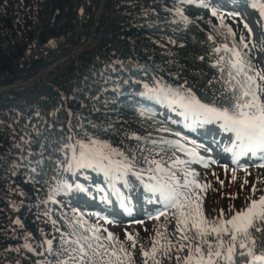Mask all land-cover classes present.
I'll list each match as a JSON object with an SVG mask.
<instances>
[{
    "label": "snow or ice",
    "instance_id": "snow-or-ice-1",
    "mask_svg": "<svg viewBox=\"0 0 264 264\" xmlns=\"http://www.w3.org/2000/svg\"><path fill=\"white\" fill-rule=\"evenodd\" d=\"M246 2L264 19L262 0ZM173 3L209 9L219 21L198 42L204 49L202 52L191 56L185 64H180L171 51H167L168 59L161 65L116 60L106 70L127 72L129 78L111 80L110 86L101 90L115 93L114 97L103 101L100 95L92 98L103 104L104 111L99 107L92 109V113L100 114L99 120L69 112L72 119L68 131H64L63 125L59 129L49 125L54 134L43 139L39 151L32 150L30 137H20L26 147L15 145L21 149L20 159L31 173L28 182L42 185L46 194L39 203L46 206L43 216L52 232L45 234L40 230L43 239L36 247L31 242L21 246L43 257L36 264H134L132 251L118 236L93 225L85 219V212L72 207L71 201L61 203L58 197L75 198L82 193L108 206L115 203L122 209H131L132 196L141 191L147 204L159 205L153 218L166 220V224L157 228L150 249L141 244L144 264H148V259L161 264L158 256L174 258L176 264H264V189L254 185V198L244 209L230 208V218H225L221 209L218 217L207 219L203 199L211 185L201 183L199 173L191 167L203 160L197 150L199 146L193 142L188 147V137L169 127L218 124L224 133L231 134L225 151L232 153L234 163L246 156H258L264 161V68L253 62L245 35L241 33L238 40L237 32L226 23V18L235 19L240 13L225 11L210 0H173ZM163 8L171 17L166 23L174 25V33L194 24L183 7L163 5ZM150 14L159 21L155 9L143 12L144 16ZM243 28L252 31L246 22ZM167 42L181 49L185 47L171 37ZM50 44L55 46L53 41ZM131 72L147 79L136 78ZM124 86L144 101L133 105L134 121L126 119L119 109L109 107L119 104ZM151 105H159L163 111L157 112ZM36 135L42 133L36 130ZM20 166L14 164L13 168ZM256 166L264 168V163ZM244 183H248L247 179ZM257 191L261 195L255 198ZM50 204L60 206L57 219L52 218L53 211L47 207ZM95 215L114 223L100 213ZM14 223L23 227L19 219ZM169 225L171 232L167 230ZM48 235L52 238L48 239ZM136 235L126 233L133 250L137 246ZM24 239L30 241L31 233ZM37 247L41 251L37 252ZM12 250L20 252L21 248Z\"/></svg>",
    "mask_w": 264,
    "mask_h": 264
},
{
    "label": "trees",
    "instance_id": "trees-1",
    "mask_svg": "<svg viewBox=\"0 0 264 264\" xmlns=\"http://www.w3.org/2000/svg\"><path fill=\"white\" fill-rule=\"evenodd\" d=\"M210 3L228 12H238L243 4L249 5L246 0H210ZM226 4L229 5L227 9H225ZM163 5L183 7L194 24L189 25L183 32L174 33L172 31L174 25L166 23L171 17L164 11ZM100 6L101 0H0V86L27 80L35 76L42 67L71 54L72 49L84 45L92 34L91 30L95 25L94 16ZM152 9H155L159 15V21L155 15H143L145 10L151 13ZM255 11L259 13L258 10ZM226 23L237 32L238 40L241 33L245 35L249 54L253 62L258 65L253 31L249 33L243 28L245 22L240 16L235 19L226 18ZM150 24H158V26L149 27ZM218 24L219 21L211 16L209 9L205 10L195 4L174 5L173 0H161V2L112 0V3L107 4L98 22V29H103L98 34L100 41L94 48L71 55L69 63L60 71H53L52 74L55 75L49 80L39 78L38 82L22 89L0 93V264H17L18 260L20 264H36L37 260H43V257L33 255L21 246L31 242L36 247L43 239L40 230L45 234L52 232L51 225L45 223L46 218L43 216L46 206L39 203L45 199V190L40 184L28 182L27 178L31 173L26 167V162L20 159L21 149L15 147L16 144H22L20 137H30L33 141L32 150L39 151L43 139L54 134L49 131V125L54 129H59L63 125L64 131H68V123L72 119L68 115L69 112L74 115L82 114L94 121L99 120L100 114L92 113V109L99 107L104 111L103 104L95 102L92 98L100 95L103 101L105 98L114 97L115 93L110 91L102 93L101 90L110 86L111 80L129 78L127 72L106 70L107 65L116 60L126 63L129 60L139 61L142 64L148 63L149 66L155 62L156 65H161L168 59L167 51L175 53L180 64L188 63L191 56L204 50L198 42L204 40L206 34L211 32L212 25ZM168 37L175 39L178 44L183 43L185 47L181 49L168 44ZM50 41H53L55 46H52ZM91 41L95 43V40ZM189 66L191 67V64ZM131 75L147 79L138 72H131ZM106 80L109 81L107 85ZM123 91L124 95L119 97V104L109 107L119 109L126 119L134 121L136 118L133 105L144 101L133 95L128 86H124ZM151 107L157 112L163 111L159 105H151ZM169 127L174 132H180L188 137L190 148L193 142L197 146L198 142H201L175 125L170 124ZM36 130L40 131L42 136H37ZM24 147L26 146L22 144V148ZM178 155L187 158L183 153ZM14 164L21 166L14 169ZM195 164L194 162L191 165L193 170ZM13 171L15 175L12 174ZM198 179L204 183L202 175L199 174ZM247 181V186L257 187L258 175L252 176V182ZM233 195V193L228 194L230 196L228 201L223 203L221 200L220 207L211 211L212 205L209 200L213 192L209 188L203 199L206 218L212 220L218 217L221 209L224 210L225 218H230L232 215L230 208L235 206L236 210L244 209L250 199L254 198L251 193L247 205L243 207ZM259 195L261 192L257 191L255 198ZM58 199L64 204L73 199L71 206L85 212V219L93 225H99L102 230L104 225L102 218L95 215L97 210L114 212L119 208L115 203L108 206L82 193L75 198L61 196ZM132 200L133 206L148 205L143 199L142 191L134 194ZM47 207L53 211L52 218L57 219L60 206L50 204ZM124 213L128 214V209H124ZM17 219L23 227L14 223ZM149 220L151 225L148 233L143 235L140 230L133 233L138 234L137 246L134 250L132 241H129L126 235L115 229L107 230L118 236L129 251H132L134 264H144L141 244L144 248L150 249L157 228L166 224L164 217L157 220L152 216ZM169 228L170 225L168 232H170ZM28 233H31V239L25 241L24 237ZM47 238L51 239L52 236L48 235ZM15 248H21V251H13L12 249ZM39 251L41 249L37 247V252ZM157 258L161 260V264H176L174 258L160 256ZM148 264H153V261L148 259Z\"/></svg>",
    "mask_w": 264,
    "mask_h": 264
},
{
    "label": "rangeland",
    "instance_id": "rangeland-1",
    "mask_svg": "<svg viewBox=\"0 0 264 264\" xmlns=\"http://www.w3.org/2000/svg\"><path fill=\"white\" fill-rule=\"evenodd\" d=\"M110 2L112 3V0H101V6L94 16L95 25L92 27V34L89 40V43L92 42L91 40H95V43H91V45L96 44L99 40L98 34L103 28L100 30L98 29V22L106 10L107 4ZM225 6V9H227L229 5L226 4ZM238 13H240V17L250 26L254 33L253 40L257 48L258 65L260 68H264V19L259 16V13L246 4L242 5L241 9L238 10ZM72 50L75 51V49ZM68 55H70V57H68ZM68 55L59 58L58 62L56 61L57 63H54L55 65L52 64L42 67L35 76L30 77L27 80L35 78L31 84L38 82L39 78H47L46 80H49L48 78L53 75V71H60L63 69L69 63L71 55L76 54ZM24 81L26 80H20L12 84L18 83L21 85ZM17 89H21V87H17ZM193 126L198 127L202 132L203 130L201 127H203L205 132L210 135L209 138L202 134L203 138L197 139L198 141L204 142V144L198 142L199 147L197 149L199 156L203 157V160L195 162V170L202 175L204 183L211 185L210 189L211 192H213V196L209 200L212 205L210 210L213 211L217 207H220L221 200H223V203H226L230 197L228 194L231 193L234 194V198L238 199L239 205L244 207L247 205L248 199L250 198L248 196L251 195L253 188L244 183L245 179L252 182V176L258 175L259 183H257V188L264 189V168L256 166L260 163H264V161H261L258 156L251 158L250 156H246L241 157L238 162L234 163L232 153L225 151V148L229 146L228 141L231 138L230 133H224L218 124ZM222 142L224 144L222 145L220 151L221 153L217 154V146ZM245 167L247 170H245ZM234 176L235 180H233ZM254 181L255 180H253V182ZM260 192L261 191H258V193ZM68 201L72 202L73 199ZM133 207L128 210V214L124 213V209L120 207L114 212L108 210H97V213H100L101 217L107 216L109 219L114 221V223H108L107 220L102 218L101 221H103V228L107 230L115 229L116 231L122 233V235L130 233V231L133 234L136 230H140L143 235L148 233V228H150L151 225V220H149V218L154 216L155 209L159 207V205L148 204L144 207H141L140 205ZM169 230L170 232L172 231L171 226Z\"/></svg>",
    "mask_w": 264,
    "mask_h": 264
},
{
    "label": "water",
    "instance_id": "water-1",
    "mask_svg": "<svg viewBox=\"0 0 264 264\" xmlns=\"http://www.w3.org/2000/svg\"><path fill=\"white\" fill-rule=\"evenodd\" d=\"M89 40H90V38L88 39V41L84 44V45H82V46H80V47H78V48H75V51H73L72 50V53L71 54H78L79 52H82V51H86V50H89V49H91V48H94L98 43H99V41H100V38H99V40L96 42V44H94V45H91V43H89ZM68 57H70V55H68ZM59 60V59H58ZM58 60H57V62H58ZM56 62V61H55ZM54 62V63H55ZM56 62V63H57ZM54 63H52L53 65H55ZM52 64H50V65H52ZM55 74H53L52 76H50L48 79H51L53 76H54ZM33 80H35V78H33V79H30V80H26V81H24L21 85H19L18 83L16 84H8V85H3V86H0V93L1 92H3V91H10V90H15V89H17V87H21V89L22 88H24L25 86H27V85H29V84H31V82L33 81ZM40 86V85H39ZM175 126H177L178 128H180V129H182L183 131H185L186 133H188V134H190V135H193V136H195V137H197V138H203L202 136V133H200L198 130H196V129H194V127L192 126L191 128H185L182 124H175Z\"/></svg>",
    "mask_w": 264,
    "mask_h": 264
},
{
    "label": "bare ground",
    "instance_id": "bare-ground-1",
    "mask_svg": "<svg viewBox=\"0 0 264 264\" xmlns=\"http://www.w3.org/2000/svg\"><path fill=\"white\" fill-rule=\"evenodd\" d=\"M194 127V129H196V130H198L200 133H202V134H204L206 137H209L210 138V135L208 134V133H206L205 132V130H204V128L203 127H201V129L203 130V132L202 131H200V129L198 128V127H196V126H193ZM224 143L222 142V143H220L218 146H217V154H220L221 152V148H222V145H223Z\"/></svg>",
    "mask_w": 264,
    "mask_h": 264
}]
</instances>
